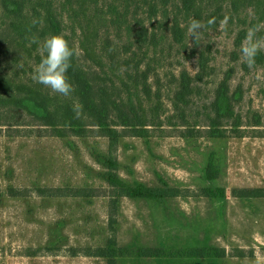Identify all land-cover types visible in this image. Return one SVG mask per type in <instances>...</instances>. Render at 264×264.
<instances>
[{
  "label": "rangeland",
  "instance_id": "374dc122",
  "mask_svg": "<svg viewBox=\"0 0 264 264\" xmlns=\"http://www.w3.org/2000/svg\"><path fill=\"white\" fill-rule=\"evenodd\" d=\"M253 18L252 10L242 12L226 25L218 22L202 29L196 41L189 33L191 45L197 43L210 53L213 71L185 112L187 127L197 129V137L184 138L186 126L167 125L149 126L145 138L124 132L116 144L95 130L84 137L69 132L56 137L52 128L25 115L11 117L0 111V264H107L83 255L85 249L104 246L109 236L107 214L113 188L107 182L111 172L107 160L117 162L116 174L126 185L159 186L162 180L196 193L206 186L203 177L211 153L220 166V177L212 185L224 188V199L123 198L117 214L118 243L166 248L208 245L226 250L227 258L220 264H264V198L237 197L240 191L264 189V68L248 66L244 71L240 48L234 47L237 35L248 30ZM13 36L6 35L9 55L0 62V71L63 101L64 96L33 81L36 52L32 44L26 45L32 57L24 48L17 50ZM234 50L241 61L235 62ZM186 65L194 72V62ZM231 70L232 88L239 87L242 94L237 112L243 121L237 130L225 127L224 138L211 139L204 131V111L216 83ZM168 94L165 89L160 93L166 113ZM258 117L259 125L255 124ZM10 187L23 196L9 197ZM47 189L54 195L80 189L90 197H42L39 191ZM71 249H77L75 256ZM236 251L243 256L237 257ZM118 264L196 263L129 260Z\"/></svg>",
  "mask_w": 264,
  "mask_h": 264
},
{
  "label": "trees",
  "instance_id": "16d2710c",
  "mask_svg": "<svg viewBox=\"0 0 264 264\" xmlns=\"http://www.w3.org/2000/svg\"><path fill=\"white\" fill-rule=\"evenodd\" d=\"M252 10L249 27L264 26V0H0L3 24L0 26V62L8 58L6 35L11 32L17 50L32 44L37 64L45 55L41 45L46 37L63 35L72 48L71 68L67 72L74 92L63 101L52 98L41 88L0 71V111L12 117L25 115L40 126L52 128L56 137L71 133L84 137L89 131L107 138L112 144L129 133L132 137L149 136V126H186L184 138L197 137L199 131L187 127L186 110L199 92L200 85L213 74L208 50L191 45L188 26L191 19L205 24L237 18ZM39 23L33 26V21ZM232 23V22H231ZM247 30L236 37L235 49L241 48ZM38 43H32V38ZM31 42V43H30ZM27 50V49H26ZM31 50H27L32 57ZM235 62L241 61L232 52ZM161 56V62H160ZM165 61L169 65H165ZM194 62L195 70L187 68ZM184 62V63H181ZM244 71L248 64L242 62ZM264 68V51L252 66ZM233 71L216 83L204 111L208 138H224L227 126L237 130L243 118L237 110L241 104L240 88H232ZM169 97V112L163 111L162 96ZM52 99H55L54 102ZM161 104V105H160ZM82 105V109L81 106ZM180 124V125H177ZM255 124H260L259 117ZM107 182L112 195L107 214L108 239L104 246L85 249L84 256L103 259L107 264L125 261L154 260L169 262L188 260L196 264H220L227 258L223 248L208 245L183 247L121 246L117 240L119 201L143 199L162 201L190 196L221 200L225 190L212 184L220 177V166L211 153L204 172L205 187L191 193L189 189L170 187L160 180L159 186L126 185L116 174L117 162L107 160ZM40 190L42 197H90L85 190H69L68 195H54ZM240 199L264 198V189L237 193ZM8 196L21 197L10 187ZM77 249H71L73 256ZM77 252V251H76ZM242 257L241 251H236ZM75 254V255H74Z\"/></svg>",
  "mask_w": 264,
  "mask_h": 264
},
{
  "label": "clouds",
  "instance_id": "9594fccd",
  "mask_svg": "<svg viewBox=\"0 0 264 264\" xmlns=\"http://www.w3.org/2000/svg\"><path fill=\"white\" fill-rule=\"evenodd\" d=\"M40 21L34 20L33 26ZM215 23V19H209L207 23L196 19H191L188 26V32L195 41L200 38L201 30ZM221 24H227V18L221 21ZM259 25H253L248 28L244 41L241 44L240 52L244 61L249 67L255 64V58L261 51H264V35H258ZM32 43H38V40L32 38ZM41 51L45 53L40 63L36 66L32 79L34 82L50 88L53 93H58L68 97L74 92L73 85L69 82L67 72L71 68V58L74 55L68 41L63 35H51L43 41ZM82 109V105L80 106Z\"/></svg>",
  "mask_w": 264,
  "mask_h": 264
}]
</instances>
